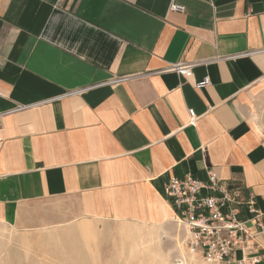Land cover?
Wrapping results in <instances>:
<instances>
[{
    "label": "crops",
    "instance_id": "1",
    "mask_svg": "<svg viewBox=\"0 0 264 264\" xmlns=\"http://www.w3.org/2000/svg\"><path fill=\"white\" fill-rule=\"evenodd\" d=\"M209 170L264 213V0H0V228L170 233Z\"/></svg>",
    "mask_w": 264,
    "mask_h": 264
},
{
    "label": "built area",
    "instance_id": "2",
    "mask_svg": "<svg viewBox=\"0 0 264 264\" xmlns=\"http://www.w3.org/2000/svg\"><path fill=\"white\" fill-rule=\"evenodd\" d=\"M170 9L177 13L184 12V7L179 5H172ZM251 54L227 56L224 59ZM195 66L193 63L178 62L168 64L157 73H174L185 78ZM132 78L135 77L114 78L107 84L123 83ZM208 85L210 80L205 77L196 84V88ZM83 91L71 92L56 99ZM37 104L18 106L14 111ZM188 115L189 125H195L197 117L194 111L188 110ZM163 190L174 210L173 221L185 234L189 251L199 253L210 264H264V213L256 208L251 194L242 196L210 170L206 172L205 181L192 177L174 178L164 185ZM241 210L247 215L246 220L239 219Z\"/></svg>",
    "mask_w": 264,
    "mask_h": 264
},
{
    "label": "rangeland",
    "instance_id": "3",
    "mask_svg": "<svg viewBox=\"0 0 264 264\" xmlns=\"http://www.w3.org/2000/svg\"><path fill=\"white\" fill-rule=\"evenodd\" d=\"M185 241L184 232L175 224L170 233L130 225L73 224L37 230L2 227L0 264H190V255L197 264H210L199 253L193 252L196 257L189 253Z\"/></svg>",
    "mask_w": 264,
    "mask_h": 264
},
{
    "label": "bare ground",
    "instance_id": "4",
    "mask_svg": "<svg viewBox=\"0 0 264 264\" xmlns=\"http://www.w3.org/2000/svg\"><path fill=\"white\" fill-rule=\"evenodd\" d=\"M135 233V232H134ZM137 233V232H136ZM130 235H132L131 234V232H130ZM134 235H136V234H134ZM140 236V235H139ZM141 237V236H140ZM140 237H139V239H140ZM132 238H134V237H132ZM142 238V237H141ZM164 238V237H163ZM144 242V241H143ZM155 242V241H154ZM144 244V243H143ZM142 247V246H141ZM146 247V246H145ZM148 247V246H147ZM151 248V247H150ZM135 249L138 251V250H140V248L136 245L135 246ZM148 249H149V247H148ZM150 250V249H149ZM137 251H136V253H137ZM142 251V250H141ZM135 252V251H134ZM135 253V254H136ZM138 253L140 254V252L138 251ZM159 253H161V252H159ZM189 253H191L193 256H195L196 257V255L193 253V252H189ZM158 254V253H157ZM159 255H161V254H159ZM190 255V254H189ZM135 257V256H134ZM161 257V256H160ZM190 264H197V261H195L193 258H191V255H190Z\"/></svg>",
    "mask_w": 264,
    "mask_h": 264
}]
</instances>
